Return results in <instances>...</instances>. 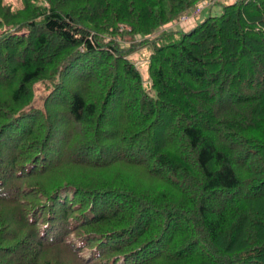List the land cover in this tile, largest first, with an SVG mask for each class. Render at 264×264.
Returning a JSON list of instances; mask_svg holds the SVG:
<instances>
[{"label":"trees","instance_id":"16d2710c","mask_svg":"<svg viewBox=\"0 0 264 264\" xmlns=\"http://www.w3.org/2000/svg\"><path fill=\"white\" fill-rule=\"evenodd\" d=\"M197 1L0 0V264H264V0Z\"/></svg>","mask_w":264,"mask_h":264},{"label":"rangeland","instance_id":"374dc122","mask_svg":"<svg viewBox=\"0 0 264 264\" xmlns=\"http://www.w3.org/2000/svg\"><path fill=\"white\" fill-rule=\"evenodd\" d=\"M8 1H11L14 5H19V0H8ZM231 1H233V0H208V3L206 5L207 9H205V7L203 8L205 10L201 9V11L196 15V18L201 16L199 19V20H201L205 16H207L208 14H211V15L219 14L222 10V6L228 2H231ZM192 7H190L191 9L190 8L189 9L191 10V13L194 14L192 12V10L195 6L193 8ZM189 14H190V11H189ZM192 14H190L189 16H186L185 18L195 17L194 16L195 14L194 15H192ZM176 25L177 24H175V26ZM163 27H165L167 29H173L174 25H171V23H167ZM174 28H178V27H174ZM139 38H137V39H139ZM130 42H132V40L130 38H127L124 41L122 40L121 44L127 45ZM151 47H152V44L150 42H143L142 44L137 45V47L128 54V56L135 62V64L139 68L142 80H143L144 84L147 86L149 83V73L147 70V56H148L149 51L151 50ZM46 91L47 90H46L45 86L41 82L36 83V85H35V92H36L35 96H36V98L34 99L35 105L38 106L41 104L42 95H44ZM148 91L150 92V89H148Z\"/></svg>","mask_w":264,"mask_h":264},{"label":"crops","instance_id":"0c3cea01","mask_svg":"<svg viewBox=\"0 0 264 264\" xmlns=\"http://www.w3.org/2000/svg\"><path fill=\"white\" fill-rule=\"evenodd\" d=\"M205 9H207V7H205ZM203 9V10H205ZM201 16L199 17H187L185 19H181V20H177L174 23H171V25H174V27H178V28H183V29H188L190 27H192L199 19ZM175 24H177L175 26ZM173 27V28H174Z\"/></svg>","mask_w":264,"mask_h":264},{"label":"built area","instance_id":"2783aa9c","mask_svg":"<svg viewBox=\"0 0 264 264\" xmlns=\"http://www.w3.org/2000/svg\"><path fill=\"white\" fill-rule=\"evenodd\" d=\"M211 2V1H210ZM207 3H208V0H199L192 8H193V10H192V12L195 14H192L191 13V8L190 9H188L187 11H185V12H183L182 14H180L179 16H178V19L179 20H181V19H185V17L186 16H189L190 14H192V15H194L195 17H196V15L201 11V9H203L204 7H206V5H207ZM189 11H190V14H189Z\"/></svg>","mask_w":264,"mask_h":264}]
</instances>
